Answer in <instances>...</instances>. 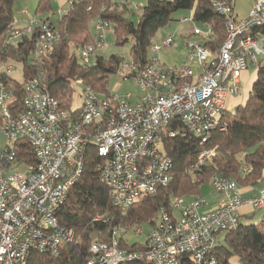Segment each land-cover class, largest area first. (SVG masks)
I'll return each mask as SVG.
<instances>
[{
  "label": "built area",
  "instance_id": "built-area-1",
  "mask_svg": "<svg viewBox=\"0 0 264 264\" xmlns=\"http://www.w3.org/2000/svg\"><path fill=\"white\" fill-rule=\"evenodd\" d=\"M64 1L70 8L79 0ZM235 1L212 0L225 31L218 49L208 45L214 40L213 25L195 23L191 12L190 18L179 19L192 25L183 35L185 55L179 64L161 60V52L172 48V35L153 42L144 63L122 59L116 75L138 86L136 101L130 94L99 96L77 80L69 108L62 109L39 75L26 82L22 109L15 111L14 88L0 82V130L5 138L0 155V264H27L31 253L55 258L62 244L73 241L75 231L60 222L58 213L82 175L87 148L100 159L96 170L112 205L124 212L172 180L165 138L188 133L202 145L212 133L225 131L227 102L238 95L241 74L264 61V35H248L250 28L264 27V0H251L246 19L235 16ZM65 13L59 10L56 17ZM108 30V21L95 19L92 44L75 49L68 44L81 64H92L105 48ZM32 33L33 62L48 57L61 39L56 25L36 17L14 27L10 39ZM12 69L13 65L2 66L0 72L10 74ZM75 93L81 98L76 107ZM17 141L28 143L35 163L24 165L23 173L8 174L6 168L17 163ZM213 156V151L199 152L190 169ZM209 184L219 195L215 205L208 207L199 195L188 202L172 197L167 207L159 208L143 243L132 247L125 238L127 230L115 227L108 242L90 245L85 264H182L183 256L191 264H218V238L238 227L243 207L264 209V186L257 195L243 197L232 179L214 176Z\"/></svg>",
  "mask_w": 264,
  "mask_h": 264
},
{
  "label": "trees",
  "instance_id": "trees-1",
  "mask_svg": "<svg viewBox=\"0 0 264 264\" xmlns=\"http://www.w3.org/2000/svg\"><path fill=\"white\" fill-rule=\"evenodd\" d=\"M16 1L0 0V67L19 64L23 78L22 82H17L11 73L0 72V82L14 88L15 111L22 109L26 82L39 75L44 89L62 109L69 108L73 83L77 80L99 96H111L109 79L116 74L123 58L119 55L104 58L99 54L92 64L85 66L74 52L75 48L93 43L95 19L109 22L116 46H125L133 39L129 51L138 63L146 61L156 33L169 25L177 11L192 12L197 24L213 25L214 40L208 43L212 50L218 49L225 37L223 18L214 11L212 0H143L136 23L128 18L130 3L127 0H79L55 19H52L55 15L52 0H38L33 17L50 20L59 30L61 39L48 57L33 62L31 53L36 35L24 34L18 39H10V32L16 27ZM256 33L264 35V27L250 28L248 35ZM69 43L74 49L68 46ZM254 72L245 100L232 111H225V131L212 133L202 145L188 133L180 132L164 139L165 152L173 163L172 180L124 212L112 205L109 191L101 184L96 170L100 159L92 148H87L82 175L70 189L58 213L60 222L75 231L73 241L62 244L55 258L31 253L27 264H85L93 242H108L115 227L153 226L159 208L167 207L170 198L185 196L191 199L199 195L200 187L214 176L232 179L238 187H254L260 183L264 173V64L256 66ZM15 150L17 163H35L28 143L17 141ZM201 151H213L214 156L210 162L190 169ZM245 168L248 171H244ZM222 239L224 243L215 248L218 264H264V218L258 224L243 225L239 221L238 227L224 233ZM123 246H126L124 241ZM181 261L191 264L187 256L181 257Z\"/></svg>",
  "mask_w": 264,
  "mask_h": 264
},
{
  "label": "rangeland",
  "instance_id": "rangeland-1",
  "mask_svg": "<svg viewBox=\"0 0 264 264\" xmlns=\"http://www.w3.org/2000/svg\"><path fill=\"white\" fill-rule=\"evenodd\" d=\"M38 0H18L15 2L14 5V14H15V26H22L23 23H21L19 20H26L29 16H34L35 8L37 5ZM52 11L55 13V15L52 17V19L56 18V13L61 9H66L65 1L64 0H52ZM144 5L143 0H131L129 4L128 9V18L136 23L139 16H140V8ZM252 7L251 0H237L236 3V13L238 15V19H246L248 16V13ZM20 11H24V14H20ZM191 12L190 11H177L172 15V20L166 27L160 29L155 37L153 38V42H159L161 39L166 38L170 35L174 38V43L172 45L173 49L171 52L170 50H165L161 52V60L166 64H179L185 55L184 50V39L183 36L184 33H188L190 28H192L191 24L186 23H180V18H190ZM93 29V28H92ZM105 48L99 53L104 58H108L110 55H119L125 60H130V44H126L125 46L119 47L115 45L114 41V35L111 30H108L105 32ZM262 64H264V61H262ZM255 71V66L250 65L247 70L248 76H246V80L242 81L240 83V90L237 96L231 97L235 101L238 100V102L242 103L248 94V88L250 86V83L252 81V76ZM11 77L17 81L22 82V71L21 66L19 64H13V69L11 72ZM108 89L111 95L114 96H121L125 94H130L132 101H136L137 96L140 94V89L138 86L131 80H122L120 79L116 74L112 75L109 79ZM80 87H76V92H79ZM234 102H229L226 108L228 110H233L235 105ZM81 104V98L77 93L73 94V106H79ZM5 145V138L0 130V155ZM213 158V157H212ZM211 158V159H212ZM25 171L24 165L20 163H16L8 168H6L5 172L8 174L12 173H23ZM210 181V180H209ZM199 196L202 197L204 200L207 201L208 205H211L214 203L215 200H218L219 195L211 188L209 182L207 184H203L200 187L199 190ZM182 198L185 201H190L189 197H179ZM250 214L248 217L242 216L240 218V223L243 225H249V224H258L261 222L264 218V209L260 210H250L248 212ZM127 230V234L125 238L128 239L129 245L135 244V243H143L146 239V235L148 232H150V226L148 225H136L133 226ZM135 231H138V235L135 236L133 233ZM217 242V241H216ZM218 242L223 244L222 236L218 238ZM217 242V243H218Z\"/></svg>",
  "mask_w": 264,
  "mask_h": 264
},
{
  "label": "crops",
  "instance_id": "crops-1",
  "mask_svg": "<svg viewBox=\"0 0 264 264\" xmlns=\"http://www.w3.org/2000/svg\"><path fill=\"white\" fill-rule=\"evenodd\" d=\"M130 1L131 0H127V2H129L130 3ZM236 3H237V0L235 1V6H234V14H235V16L238 18V15H237V13H236ZM60 10H65V9H63V8H61ZM20 14H24V11H20ZM30 17H33V16H29L26 20H19L21 23H23L22 25H24L25 23H26V21L30 18ZM183 36V35H182ZM183 39H184V41H185V36H183ZM173 49H170V52L172 51ZM183 60V59H182ZM246 76H248V74H247V71H245V72H243L242 74H241V77H240V83L242 82V81H245L246 80ZM254 77H255V72L253 73V76H252V81L254 80ZM252 81H251V83H252ZM251 83H250V86H251ZM250 86H249V88H248V90L250 89ZM235 100L233 99V98H229V102H234ZM228 103V102H227ZM240 102H238V100H236L235 101V105H237V104H239ZM264 186V173H263V175H262V180H261V182L260 183H258L256 186H254V187H250V186H248V187H238L239 188V191H240V193H241V195L243 196V197H251V196H254V195H257L258 194V192H259V190L262 188ZM216 202H217V200H215L214 201V203L213 204H211V205H208V207H211V206H213V205H215L216 204ZM250 208H247V207H243L242 209H241V214H242V216H247V215H250V214H248V212H250Z\"/></svg>",
  "mask_w": 264,
  "mask_h": 264
}]
</instances>
